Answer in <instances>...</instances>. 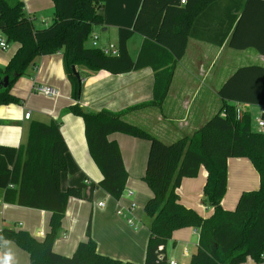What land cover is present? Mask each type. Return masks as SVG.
Instances as JSON below:
<instances>
[{"label":"trees","instance_id":"trees-1","mask_svg":"<svg viewBox=\"0 0 264 264\" xmlns=\"http://www.w3.org/2000/svg\"><path fill=\"white\" fill-rule=\"evenodd\" d=\"M104 1L53 0L51 24L36 29L21 0H0V31L7 43L18 45L7 64L0 67V80L9 76L7 87L0 84V107L22 103L11 92L12 84L43 55L62 54L70 96L75 101L79 100L82 77L76 78L72 65L82 69L85 76L100 70L122 74L150 67L152 96L147 102L120 112L83 111L77 102L68 107L83 120L88 151L101 172L96 185L115 199L126 185L127 171L117 142L108 137L111 133L146 139L149 149L143 180L151 195L143 205L149 219L143 264H170L164 255L166 243L174 230L185 227L198 230L197 248L188 264H243L248 259L264 264V132L252 128L247 109L241 119H236L234 107L235 102L264 106V65L250 64L234 70L219 88L220 109L191 136L165 143L122 119L124 112L162 104L188 38L221 45L229 35L230 47H253L264 55V34L239 38L245 12L253 0H245L239 16L235 5L228 19L221 15H226L230 0H226L227 6L221 5L223 0H141L132 26L117 29L116 55L85 47L94 27L103 25ZM134 33L143 39L132 58L127 42ZM67 153L60 125L53 120L32 121L26 141L19 146L0 144L2 202L51 213L49 230L43 236L35 237L22 229H2L0 246L6 240L13 241L27 253L28 264H136L100 254L90 234V221L86 239L78 242L71 255L52 249L61 233L68 199L83 197L79 185L60 186L61 174L67 169ZM230 157L248 158L259 177L258 188L243 191L231 210L221 205ZM200 167L206 171L203 203L213 209L206 218L182 204L176 191L181 180L196 177Z\"/></svg>","mask_w":264,"mask_h":264},{"label":"crops","instance_id":"crops-1","mask_svg":"<svg viewBox=\"0 0 264 264\" xmlns=\"http://www.w3.org/2000/svg\"><path fill=\"white\" fill-rule=\"evenodd\" d=\"M140 3L141 0H105L102 9L103 21L113 29L109 36L112 42L108 44L111 40L106 38H103L105 39L103 40L102 37L98 41V26H96L93 33L97 35L98 45L117 47V29L132 26ZM244 3L245 0L228 1L226 15H221V18L228 19L229 15H232L235 5H237V16H239V11ZM221 5L227 6L226 0H223ZM49 24L51 23L34 27L40 29L47 27ZM108 26H99L100 32H108ZM252 33L264 34L263 1H252L251 8L249 7L245 12L244 24L239 33V38L246 39ZM142 39V36L138 33H134L129 38L127 48L132 58L136 57ZM17 46L16 44L15 51ZM250 64L264 65V55L253 47H230L229 35L221 45L188 38L185 52L177 62L168 92L162 104L160 106H144L124 112L122 119L144 128L165 143H171L184 136H191L220 109L221 99L218 91L224 81L238 67ZM76 69L82 77L78 101L70 96L71 86L64 71L62 54L56 52L38 57L36 64L29 67L25 73L32 76L31 80L29 78V98L33 96L32 86L34 84L54 87L59 94L49 97L52 99L47 100L41 106L31 101L28 106L34 110L23 109V115L18 117V120H11L12 122L9 120L5 124H0V144L15 147L23 144L27 139L29 125L32 121L47 122L53 120L58 123L68 147L67 169L61 174L60 186L64 189L68 185L79 183L82 186L80 187L83 195V193H87L86 190H89L91 182H98L101 179V172L88 151L82 118L74 115L68 107L77 102L83 111L96 112L105 109L120 112L128 106L147 102L152 96L153 75L150 67L122 74H111L105 70H100L87 76L84 75L82 69L77 67ZM11 92L19 97L14 90L11 89ZM7 106L0 107V110ZM243 107L249 111L252 120L255 119L254 116L256 115H253V108H259L256 117L261 109L259 105L245 104ZM26 110L30 113L28 118H24ZM252 125L254 126V123ZM108 137L118 144L127 171V181L124 191L118 199L103 191L102 194L106 200L103 205H97L95 211L94 208L92 209L90 234L96 243V250L100 254L122 261L143 264L148 229L146 233L138 230V224L135 221L136 226H131L127 222L129 227L116 211L120 206H124L122 200L127 207L130 202L134 201V196L139 198L142 195L143 203H145L151 195V191H148L142 183L149 142L122 132L111 133ZM205 181L206 171L203 167H200L197 176L183 178L176 191L182 204L196 210L206 218L212 214L213 209L203 203ZM258 185V173L248 158H228L227 188L221 201L222 207L229 210L233 209L243 191L256 189ZM126 189L132 191L130 196L125 193ZM98 192H100L99 189H95L92 196H95ZM2 193L3 191L0 189V230L12 229L11 226L6 224V219L10 217L11 211L25 215L37 214L41 216L42 221L47 222V226L44 228H40L32 222H25V228L22 230L33 236L41 237L39 231L46 233L49 230L50 212L3 203ZM74 200L73 197L68 199L66 212L61 223L60 236L56 238L52 245L55 252L66 256L72 254L79 241L86 239V226L80 220L84 213L77 217L79 210L71 209L78 204ZM69 204H73V206L70 207ZM68 216H74L75 219L77 218V222L70 221ZM16 224L22 226L19 221ZM197 242V229L185 227L174 230L171 238L166 243L164 255L168 261L188 264L191 254L197 248ZM168 244H170L169 250ZM179 247L181 248L178 254L175 249H179ZM183 248L186 249V252ZM187 253L189 254L186 256ZM5 259H7L8 264H26L28 255L13 241L6 240L0 246V264ZM243 264H253V261L248 259Z\"/></svg>","mask_w":264,"mask_h":264},{"label":"rangeland","instance_id":"rangeland-1","mask_svg":"<svg viewBox=\"0 0 264 264\" xmlns=\"http://www.w3.org/2000/svg\"><path fill=\"white\" fill-rule=\"evenodd\" d=\"M21 1L23 3V8H24L25 14L29 15L31 18H35L33 20L34 26H42L46 23L52 22L53 12H54L53 0H21ZM103 26H108V25L105 24L103 21ZM112 30L113 29L111 27H109L108 32L101 33L99 30V26H98L97 27L98 41H99V38L102 37V39L106 38L108 40H111L108 43V44H110L112 42V39L109 36H110V33ZM0 36L3 37L1 31H0ZM103 40H105V39H103ZM91 42H92V39L89 38L85 42V47L92 48ZM15 47H16V44L11 43V42H8L7 48L2 49L0 47V67H4L6 65L7 61H9L10 56L15 51ZM29 78H30V80L32 78V76L31 75L29 76V74L21 75L12 84L11 89L14 90L16 92V94L21 98L22 103L21 104L12 103V104H9L7 107L1 109L0 110V113H1L0 114V124H5L9 120H10V122H12L11 120H18L17 118L21 117L23 115V109L34 110L28 106V104H31L30 103L31 101H33V103H35L36 105L41 106V105L45 104V102L47 100L52 99V98H49L48 96H46L42 93H39V92H34L32 94L33 96L31 98H29V95H28L29 94ZM258 110H259V108H253V111H254L253 115H255V114L257 115ZM32 115L34 118V113ZM256 115L254 116L255 119H253V121H252V124L254 123V126L252 125V128H256V123H255L256 122ZM142 181H143L142 183H143L144 187H146V189L149 191L150 188L147 186L146 182L144 180H142ZM96 184H97V182H95V181L91 182V186H89V188H88L89 190H86L87 193L86 194L83 193V197L80 199L75 198L74 201H77L75 203H78V204H76L74 207H72L73 204L72 205L69 204V205H71L70 207H72L71 209L79 210L77 212V217H80L81 214L84 213V216L82 215L80 217V220H81V222L85 223V226H87L86 223L88 224L89 221H90V225H91L92 209L94 208V211H95V207H97L98 202L101 201V203L103 204V202H105V200H106L104 198V195L102 194L105 191L101 187L97 186ZM76 185L81 186V184H79V183H76ZM95 189H99L100 192H98V194H96L95 196H92L93 191H95ZM133 198H134L133 202L135 203V209L132 213V217L134 216L133 219L138 224L137 229L143 231V233H146V230L148 229V226H149V219L143 213V205H144L143 196L140 195L139 198L137 196H134ZM131 203L132 202H130L128 204V206ZM122 204H124V206L126 205V203L123 200H122ZM81 205H82V207H81ZM10 213H11L10 217L6 219V222H7L6 224H8V226H11L12 229H18V228L24 229L25 228L24 223L27 221L34 223L36 226H38L40 228H44L45 226H47V222L42 221L41 216H38L37 214L25 215V214H19L16 211H11ZM68 217H69L70 221H73V222L76 221L77 222V218L75 219L74 216H68ZM119 217H121V219L127 224V221L124 217H122V216H119ZM85 218H86V221H85ZM18 221L22 223V226H18L16 224ZM167 247L169 250L170 244H168ZM180 248L181 247H179V249H175V251H177L178 254L180 252ZM188 254L189 253H187L186 256ZM25 263L28 264V259L26 260Z\"/></svg>","mask_w":264,"mask_h":264},{"label":"built area","instance_id":"built-area-1","mask_svg":"<svg viewBox=\"0 0 264 264\" xmlns=\"http://www.w3.org/2000/svg\"><path fill=\"white\" fill-rule=\"evenodd\" d=\"M182 3H184V0H181ZM92 39V42H91V45L93 48H100L101 51L105 54H111V55H116L117 54V47H114V46H107V47H104V46H100L98 45L97 43V35L92 33L91 34V37ZM0 47L2 49L4 48H7L8 47V43L5 41L4 37L0 36ZM32 90L34 92H39V93H42L48 97H52V96H56L58 95V90L55 89L54 87H51V86H48V85H42V84H34L32 86ZM244 105L239 103V102H235L234 103V107H235V114H236V119H241L242 115H243V112H244ZM224 115V113L222 114ZM30 116V113L29 111L25 112L24 113V118H28ZM256 128L254 130L256 131H263L264 132V106H261V109H260V113L259 115L256 117ZM125 193L130 196L132 194V191L130 189H126L125 190ZM98 205H103L101 202L98 203ZM135 208V203L132 202L129 206H120V208L117 210V214L118 215H121L122 217H124L128 224L131 225V226H136L135 223H134V219L132 217V211L133 209ZM39 235L40 236H43L44 233L43 231H39ZM184 252H186V249H184ZM168 261V260H167ZM170 264H176L175 261H168Z\"/></svg>","mask_w":264,"mask_h":264},{"label":"water","instance_id":"water-1","mask_svg":"<svg viewBox=\"0 0 264 264\" xmlns=\"http://www.w3.org/2000/svg\"><path fill=\"white\" fill-rule=\"evenodd\" d=\"M71 69H72L73 74L76 76V78H79V79H80V75H79V73H78V71L76 70V68H75L74 65L71 66ZM8 82H9V76H8V75H5V76L2 77L1 80H0V84H1L4 88L7 87Z\"/></svg>","mask_w":264,"mask_h":264},{"label":"clouds","instance_id":"clouds-1","mask_svg":"<svg viewBox=\"0 0 264 264\" xmlns=\"http://www.w3.org/2000/svg\"><path fill=\"white\" fill-rule=\"evenodd\" d=\"M2 264H8L7 259H5Z\"/></svg>","mask_w":264,"mask_h":264}]
</instances>
